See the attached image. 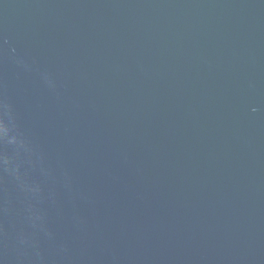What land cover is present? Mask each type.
<instances>
[{"label": "water", "instance_id": "95a60500", "mask_svg": "<svg viewBox=\"0 0 264 264\" xmlns=\"http://www.w3.org/2000/svg\"><path fill=\"white\" fill-rule=\"evenodd\" d=\"M0 264H264V0H0Z\"/></svg>", "mask_w": 264, "mask_h": 264}]
</instances>
